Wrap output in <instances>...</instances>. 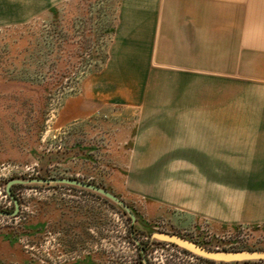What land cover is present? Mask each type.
Returning <instances> with one entry per match:
<instances>
[{"label": "rangeland", "instance_id": "obj_1", "mask_svg": "<svg viewBox=\"0 0 264 264\" xmlns=\"http://www.w3.org/2000/svg\"><path fill=\"white\" fill-rule=\"evenodd\" d=\"M167 4L177 0H0V210L14 208L12 179L74 178L134 216L77 186L12 184L19 209L0 215V264H264L151 238L264 250V0H222L198 67L140 70L156 90L144 76L141 91L111 90L106 109L77 116L91 90L101 97L95 84L136 16L155 27Z\"/></svg>", "mask_w": 264, "mask_h": 264}, {"label": "crops", "instance_id": "obj_2", "mask_svg": "<svg viewBox=\"0 0 264 264\" xmlns=\"http://www.w3.org/2000/svg\"><path fill=\"white\" fill-rule=\"evenodd\" d=\"M222 6V0H177V4H167L166 7H163L160 13L161 20L155 24V27H152L151 19L147 21L142 15H137L135 19L140 22L135 21L133 26L128 30L126 29L123 35L126 41H124L125 47L114 44L115 48L119 47L125 55L123 54L121 58L115 57V55L112 56L111 63L114 68L112 66V68L105 70L101 74V82L95 84L99 87L96 93H99L101 97L97 98V101L93 98L90 99L94 96H91L94 93L91 90V94L87 95L84 111H77V116L88 118L95 112L106 109L107 104H110L107 99L110 98L109 93L111 90L114 93L141 91L143 87L141 77L145 76L148 80L146 76L148 73L143 74L140 70H159V68L164 67L185 68L190 65L198 67L199 59L201 58L204 61L207 52L205 47L206 31H208L209 36H215L217 30L220 31L219 26L215 24L217 21L220 24L219 20L223 12ZM214 7L218 8V13H216ZM170 9L173 10L172 14L168 13ZM136 12L138 13V10ZM217 16L218 20L216 19ZM127 35H129V39L130 37L132 39L128 40ZM125 52L140 53L141 62L135 63L133 60H129L127 58L128 53ZM187 58H190L191 61L186 66L185 61ZM136 70H139V72H136ZM126 71L130 76L137 78L135 83L130 82L127 87L121 79ZM148 81L149 91L156 90L155 84H152L150 80ZM139 124L140 117L138 116L136 120L133 118V136L137 133ZM156 142L155 139L150 144L148 151L144 153L145 157L153 156V151L157 148Z\"/></svg>", "mask_w": 264, "mask_h": 264}, {"label": "water", "instance_id": "obj_3", "mask_svg": "<svg viewBox=\"0 0 264 264\" xmlns=\"http://www.w3.org/2000/svg\"><path fill=\"white\" fill-rule=\"evenodd\" d=\"M59 183V184H67L71 186H77L80 188L92 190L97 192L106 198L117 202L125 207L127 212L129 213L132 220H134V216L132 212L124 205V203L115 195L111 194L109 191L96 186L94 184L84 182L74 178H31L28 180H20V179H12L7 182L6 184V192L11 197L14 203V208L12 211H5L0 210L1 216H14L18 209L19 205L16 198L11 194L10 187L12 184H19V183ZM151 238L164 241L168 243H172L194 255L215 260V261H222V262H239V261H247V260H260L264 261V250H238V251H228V250H219V249H212L207 248L201 245H198L190 240H187L181 236L165 233V232H155L152 233Z\"/></svg>", "mask_w": 264, "mask_h": 264}, {"label": "trees", "instance_id": "obj_4", "mask_svg": "<svg viewBox=\"0 0 264 264\" xmlns=\"http://www.w3.org/2000/svg\"><path fill=\"white\" fill-rule=\"evenodd\" d=\"M143 250L145 251L146 248L144 247ZM184 251V250H183ZM138 255L141 256L142 255V252H138Z\"/></svg>", "mask_w": 264, "mask_h": 264}]
</instances>
